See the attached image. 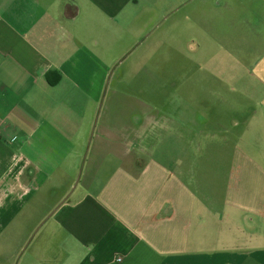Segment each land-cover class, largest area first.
Here are the masks:
<instances>
[{
	"label": "crops",
	"instance_id": "1",
	"mask_svg": "<svg viewBox=\"0 0 264 264\" xmlns=\"http://www.w3.org/2000/svg\"><path fill=\"white\" fill-rule=\"evenodd\" d=\"M232 2L0 0V264H264V0L196 66L210 79L180 90L177 116L107 121L91 142L114 56L189 24L203 37ZM161 132L179 143L145 145ZM59 195L27 233L36 200Z\"/></svg>",
	"mask_w": 264,
	"mask_h": 264
},
{
	"label": "rangeland",
	"instance_id": "2",
	"mask_svg": "<svg viewBox=\"0 0 264 264\" xmlns=\"http://www.w3.org/2000/svg\"><path fill=\"white\" fill-rule=\"evenodd\" d=\"M234 1L235 3L232 2L233 5L230 8H220L218 23L213 22V28L205 27L204 25L203 37H198L201 36L200 31L197 30L194 24H189L185 32L187 39H183L182 35L179 36L178 32L171 33L169 40L163 39L161 34L156 37L152 35L145 38L143 44L130 54L114 56L117 57L118 63L121 64L114 72L113 80L107 87V95L99 105L91 131L93 132L91 135L92 145L105 143L110 140L111 136H107L106 133L102 132V126H105L107 121H117L119 126L126 127L129 125V121L133 122L141 113L154 111L155 108L170 112L172 114L171 117L177 116V102L180 90L182 92L186 91L187 94H192L191 96H193L200 80L206 76L203 73L205 71H199L198 73L196 66L199 63L209 62L211 51L216 49V46L224 47L222 48L223 52H227L225 50L226 44L230 41L226 40L227 29L232 27L240 28L241 25L234 22L243 13L246 15L249 2H257V0H244L245 8H243L236 0ZM258 6L259 4H257ZM204 16L206 15L204 14ZM232 23L234 26L230 25ZM261 32L264 34V26ZM248 33L247 27L235 30V44L242 41L243 34L247 36ZM246 36L245 42L247 41ZM263 39L251 38L250 40H254L257 45H260ZM218 53L219 60L226 58L225 53H222V51L219 50ZM206 77L210 79L209 74ZM202 95L207 97L205 100H209V97H211L206 91ZM173 121L177 122V120ZM150 138L151 140L146 141L147 144L145 145L158 144L157 146L161 148L164 142L179 143L178 135H163L162 132ZM203 142L204 139H199L196 146H202L200 143ZM209 142V138L205 140V143ZM156 153L160 154L162 152L158 150ZM202 153L204 158L209 155L207 151H202ZM90 154L91 156L93 155L92 151ZM195 154L202 156L195 151L189 152L188 158L194 157ZM223 155V157H226L228 152H223ZM61 202L60 195L58 198H42V201L37 199L35 203L37 210L31 209L26 215L27 233L34 228L36 223L47 218L46 214L54 211ZM50 220L47 222H50Z\"/></svg>",
	"mask_w": 264,
	"mask_h": 264
},
{
	"label": "built area",
	"instance_id": "3",
	"mask_svg": "<svg viewBox=\"0 0 264 264\" xmlns=\"http://www.w3.org/2000/svg\"><path fill=\"white\" fill-rule=\"evenodd\" d=\"M122 261V258H118V262H121Z\"/></svg>",
	"mask_w": 264,
	"mask_h": 264
}]
</instances>
